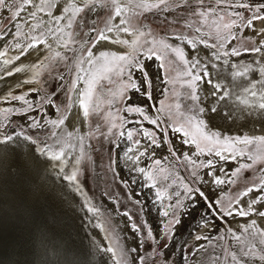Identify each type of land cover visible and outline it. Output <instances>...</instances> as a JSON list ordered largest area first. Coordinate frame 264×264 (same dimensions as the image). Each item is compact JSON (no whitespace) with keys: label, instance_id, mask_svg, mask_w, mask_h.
I'll use <instances>...</instances> for the list:
<instances>
[{"label":"snow or ice","instance_id":"obj_1","mask_svg":"<svg viewBox=\"0 0 264 264\" xmlns=\"http://www.w3.org/2000/svg\"><path fill=\"white\" fill-rule=\"evenodd\" d=\"M149 14L164 16L169 26L164 34L155 32L145 23ZM5 20L10 27H0V39L11 37V40L0 51L4 65H13L14 61H21L33 52L43 54L46 50L48 55L43 59L38 55L37 63L30 67L22 63L13 66L4 75L11 77L31 71L35 80L42 71L56 73L54 78L62 82L59 87L64 90L66 104L64 111L57 107L60 115L56 119L28 116L30 122L26 126L13 127L9 117L13 113L30 112L32 104L25 98L26 94L8 92L3 96L5 101H23L26 107L0 108V159L10 156L23 140L30 146L35 160L43 157L59 178L83 194L78 178L80 165L85 158L91 159L86 148L92 147L86 140L97 134L107 139L114 129L124 128L126 117L120 115L119 110L113 111V105L124 99L128 89H137L133 70L147 80L149 74L142 60L155 59L164 71L163 79L171 86L164 89V99L156 109L158 115L151 117L144 108L135 106H126L124 111L138 113L156 126L161 138L167 139L171 130L181 135L183 144L193 146L194 152L184 153L183 158L193 169L194 180L203 179L197 169L209 170L205 173L209 180L204 183L211 185L236 184L233 178H239L245 171L256 173L242 190L227 199L215 200H209L201 187H192L181 179L186 198L193 203L197 197L207 202L214 217L219 216L221 220L237 216L249 218L239 234L228 229L232 243L219 236L225 243L214 245L211 237L195 235L197 243L188 249L191 258L196 261L197 254L204 253L207 264H264V0H0V22ZM246 29H251L259 40L244 37L246 46H234L240 39L238 33ZM9 44L18 54L8 56ZM104 44L119 45L121 50H102ZM208 49L211 51L201 57L200 52ZM245 54L254 55L255 59L249 62L238 59ZM61 64L72 73L67 83H64ZM146 95L151 99V92L146 91ZM48 103L51 105L53 101ZM74 108L78 109L76 113H73ZM233 112L245 118L255 117L260 134H227L210 127L216 117L228 118ZM69 113L80 119L81 126L87 123L89 131L84 133L75 127ZM93 117H96L95 128L91 126ZM162 123L167 127H162ZM69 124L72 130H68ZM104 127L107 135L101 131ZM141 130L151 145L158 146L155 130L142 125ZM134 134H138L137 129H128L127 139L132 141ZM119 136L124 137L125 132L119 131ZM134 143L139 145L140 141ZM131 151L129 148L128 152ZM147 151L145 148L139 152L136 160ZM128 152L125 156L132 159ZM171 154L177 155L174 151ZM201 156L214 159L201 160ZM70 160L74 162L70 164ZM164 160L167 157L154 159L149 169L137 168L151 182L150 187L156 189V197L161 202L165 197L172 199L167 190L171 185L166 183L170 179L169 168ZM238 160L244 162H240L229 177L224 179L217 174L220 162ZM218 170L222 172L224 167ZM162 181L164 186H159ZM180 196L177 192L175 203L167 205L162 213L171 217L165 226L166 235L181 223L177 210L183 208L184 203ZM83 206L94 216L100 213L87 198ZM124 215L131 219L127 212ZM253 215L255 219L251 218ZM95 226L109 233L107 245L93 242L97 254H103V264H145L146 257L139 255L137 248H124L118 234L111 232L104 222L98 220ZM198 226L208 230V221L202 220ZM131 227L139 230L136 223ZM49 232L46 238L55 257L51 264H92L87 248H78L75 241L70 237L65 239L54 228ZM147 236L155 239L151 230ZM153 264L160 262L153 261ZM162 264H168V260ZM196 264H204V261H196Z\"/></svg>","mask_w":264,"mask_h":264},{"label":"rangeland","instance_id":"obj_2","mask_svg":"<svg viewBox=\"0 0 264 264\" xmlns=\"http://www.w3.org/2000/svg\"><path fill=\"white\" fill-rule=\"evenodd\" d=\"M169 19H171V17H169ZM145 23H149L151 25V27L153 28V30L157 33H160V34H164L165 31L168 30V27H169L164 22V16L163 15L157 16V15L149 14ZM258 26H259V23L257 24V28H259ZM0 27L7 29L8 27H10V25L5 20L3 22H0ZM246 30L248 31L249 34L247 33ZM246 30H244L242 33H238V36L240 37V39H238L235 42L234 46L235 45L246 46L247 42L244 40V37H253L256 40L259 39V37L255 36L253 32H252L253 33V35H252L251 29H250L251 31L249 29H246ZM84 31L86 32L87 28H85ZM245 33H246V35H245ZM9 40H11V37H6L4 39H0V51L4 50V47L8 43ZM105 45H106L105 47H104V45L102 46V50H103V48H107L108 46H109L108 50L117 51L118 48L119 49L117 52H119L121 50V46H119V45H112V44H109V45L105 44ZM16 54H18L17 50L12 48L11 45L9 44L8 45V56H12V55H16ZM36 55L37 56L39 55L40 59H43L45 55H48V53L46 50L43 52V54H41V53L38 54V53L33 52V54L28 55L29 58H27L28 57L27 56L25 58L22 57L21 61H14L13 65H11V67H10V70L12 69L13 66H20L21 63L23 65L29 66V67L32 64L37 63V59L35 58V57H37ZM69 55H71V53H69ZM243 56L240 59H242V60L244 59L243 60L244 62L245 61L249 62L250 60L253 59V58L250 59L249 56L247 57V54H245ZM0 60H3V58H0ZM146 60L147 59L145 58L144 61H146ZM144 61L142 60L143 63H144ZM154 61L156 63L158 62L157 63L158 65ZM144 64L146 66L145 68H146L147 72H149L150 69L153 71L152 72L150 70V73H149L150 77L148 75L147 80L139 79L138 76L136 75L137 74L136 70H133L132 77H133V80L137 83V89H128L125 92L124 99L122 101H118L116 104L113 105V111L119 110L120 115H123L126 117L125 126L123 129H120L119 131H124L125 136H127L126 135L127 130L134 128V129L138 130V134H134L133 140L127 141L125 146L122 145V147H125L123 149L120 146L122 144V138L123 137L121 138L119 136V131L116 129L113 130L112 135H108L107 139H103V138L99 137V134H97L95 137L86 140V144H90L92 146V147L86 148L87 155L90 156L91 159L89 160V159L85 158L84 160L81 161L80 172H79L78 178H79L81 186H82L83 194H81V193H79V194H81L84 202H85V199L87 198L93 206L100 209V213L97 216H94L92 213H90L93 215L90 218L94 221L100 220L101 222H104L106 227L111 232L118 234L120 242L124 248H126V249L137 248L138 254L146 257L145 264H153V261H159L160 264H162V262L165 259L168 260V264H179L181 259H182V256L185 257L184 262H188V259H186L187 255L191 256V254L188 252V249L192 248L195 245V243H197L195 241V235L203 234V235L209 236L213 239L214 245H221L222 246L225 243V241L219 240L218 239L219 236H225V240L228 243H232L231 235H230V233H228V229L229 228H231V229L235 228V230L239 233V231L241 230V226L246 224L249 220V218H242V217H238V216L235 217V219H233L232 217H227L225 220H221L219 218V216L214 217L212 212H210V210L207 207V202L201 200L198 197L194 203L189 201V199L186 200L185 190L181 186V182H180L181 179H183L184 182L189 183L192 187H197V186L201 187L202 190L205 191L206 195L209 196V200H215V199H218L221 197H224L225 199H227L228 196L233 195L236 192L242 190L245 187V185L250 184L251 180L254 178L256 173L253 172V170L245 171L239 178H233V179L237 180L236 184L211 185L209 183H204V181L209 180V177H207L205 175V173L209 170L208 169H197L196 171L198 172V176L202 177L203 179L202 180L201 179H195L194 180V178L191 176V172L193 171V169L191 168L190 165H187L186 161L183 158V154L186 153L185 151H188V149H189L190 151H188L187 153L191 154L192 152H194V147L192 146V149H191V145L190 146L189 145L184 146L185 144L182 143L181 135L174 133L171 130H169V132H168L167 139L162 138L164 140V142L167 144V146L170 150V153H172L174 151L177 154L176 156H173L171 154L172 158L169 159L168 156L166 155V153L161 151L162 147L160 145L159 140H162V139H160L161 138L160 132H159L160 130L157 129L156 126H154L152 124L150 125V123L148 121L143 120V118L138 113L124 112V108L126 106L142 107L145 109V112L147 115H149L151 117H155L156 115H158V113L156 112V109H157V107H159V101L161 99H164V96H165V93L163 94L164 89L171 87L163 79L164 71L160 68V62L159 61L152 59L150 62H149V60H147ZM153 64L154 65L156 64L157 67L154 66ZM6 66H10V65H6ZM150 66H151V68H150ZM148 67H149V69H148ZM152 68H155L156 70L152 69ZM157 68H158V72H156ZM60 70L63 72V74L65 76L64 83H67V81L71 78L72 73L65 70V66L63 64L60 65ZM154 74H155V77H154ZM157 74H158V77H157ZM20 75H19V78L16 76L15 79L12 81V83H10L5 90H3V91L0 90V92H1L0 93V108H5V107L23 108V107H26V105H24L23 101H11V100L5 101V100H3L2 97L7 95L8 92H12L14 95H25L26 94L25 98L32 104V109L30 112H28V113H23V112L13 113L9 117V120L12 121L13 127H15L17 124L21 125V126H26L30 122L27 119L28 116H33L36 119H41V118L56 119V118H58V116L60 115V112H57L56 109H57V107H59L61 111H64V105L66 104V96L64 94V90L59 87V85L62 82L60 80L54 78L56 73H49L48 71H42L41 75L35 80L32 79L33 73L31 71L21 72ZM3 76H5V75L3 74ZM159 76H160V78H159ZM11 78H14V77H9L8 82L12 80ZM155 78H156V80H155ZM157 79L159 81H157ZM26 80H30L32 82L25 84ZM149 81H150V84H149ZM153 81H155V82L153 83ZM158 82H160V83H158ZM17 85H19V87H17ZM159 85H161V86H159ZM156 86H157V88H156ZM141 88L142 89L144 88V89L142 90ZM53 91L56 92L55 96L52 95ZM140 91L141 92L144 91L145 93L144 92L140 93ZM146 91L151 92V99H149V97L146 95ZM153 95L155 97H153ZM49 100L53 101V103L51 105L48 103ZM77 111H78V109H76V108L73 109V113H76ZM123 112H124V114H123ZM69 116H70L71 121H74V122L76 121L74 123L75 127L79 128V126H80L81 131L84 133L89 131V126L87 123H85L84 127L82 128L81 124H79L80 122H79V119L77 117H75L71 113H69ZM161 119L163 121L164 118L162 117ZM95 123H96V117H93L92 118V125H91L92 128H95ZM136 124H137V126H136ZM141 125L145 129L155 130L157 132V140H158V146L152 145L151 149L148 148L149 152H146V154H145V155H147L148 159L149 158L152 159V162L151 163L149 162L151 165L148 163V165H146L145 168L146 169L151 168L153 165L154 159H159V156H163V158L167 157V160L166 161L164 160V164L166 166H168V168H169L170 179L166 183L168 185H171L167 189L168 194L172 197L171 200H169L167 197H165L163 202L158 200L156 197V189L153 187H150L151 182L148 181L145 178V176H143L142 182L145 186H147L148 191H149L147 196H144L145 197L144 200L148 201V203L151 202L150 205L152 207V212H154V214L156 212V214H155L156 217L153 215V217L156 220L154 218H153V220L149 219V217L146 213V210L144 207L145 205H144L143 201H141V199H139L137 197V196H139V194L141 192L138 189H134V185L132 184L131 180L128 177L127 178L125 177V179H124L123 175L119 171V168H117V152L119 151V149L126 151L129 148H132V151L129 153L135 152L136 153L135 156H138L139 152L145 150L146 147L144 148L142 144H144V142L148 139L145 137H144L145 140L142 139L143 135L141 134L142 133ZM69 126H70L69 128H71V129L68 128V130H72V127H71L72 125L69 124ZM214 126L215 125L213 123H212V125L210 123L211 128H213ZM162 127H167V125L162 123ZM213 129L218 130L215 127ZM17 130H19V129H17ZM9 131H11V128H9ZM33 131H35V130H33ZM101 131H103L107 135V128L106 127L102 128ZM221 132L222 133L227 132V134L248 133L246 131V129H244V131H239V130L232 131V133L229 132V130L223 129ZM172 133L177 137H175ZM257 134H260V133H257ZM174 137H175V139H174ZM178 138L181 141L180 147L177 146V144H178L177 139ZM41 139H43V134H41ZM125 139L128 140L127 137ZM135 140H139L140 141L139 145L142 146L144 149L142 147H140L139 145H138L139 149L135 148V145H133V144H135L134 143ZM175 143H176V145H175ZM176 147H177V149H175ZM186 147H188V148L185 150ZM133 148H135V149H133ZM154 148H157V149H154ZM154 152H156L155 156L152 157ZM179 153H181V155ZM156 154L157 155L159 154V155L157 156ZM12 155H13V157H11V163L6 162L7 163L6 166L9 169H12V170L14 169V171H15L19 167L24 165L25 161L20 160L14 154H12ZM74 155H75V153H74ZM177 157H179V159H177ZM163 158L160 157L161 160H163ZM200 159L201 160L214 159V157L201 156ZM73 162L74 161L70 160V164ZM240 162H244V161L238 160V161L227 162V163L220 162V164L217 165V174L220 175L221 178L226 179L227 177H229L231 175V171L235 170V168L238 166V164ZM220 166L224 167V171L221 172L218 170ZM259 167H260V165H257V168H259ZM203 170H205V171H203ZM11 177L15 178V176H11ZM129 180H130V182H129ZM173 180H175L176 182L172 183ZM24 182H26L25 187L30 186V185H34V184L28 183L26 178H23V177L16 178L14 184H17V183L23 184ZM131 184L133 185L132 187H131ZM164 184H165V182L162 181L160 186H164ZM130 187H131V189H130ZM172 188H174V189H172ZM219 188H220V190H219ZM31 191H33V190H31ZM175 191H176V193L179 192L181 194L180 199L184 203V207L177 210L178 218H180V220H182V221L179 225H177V227H175V229H174L175 231L166 235V227L165 226H166V224H168L171 217H165L162 215V213L165 210V207L167 205L175 203V200L177 199V197L175 199V196H176ZM30 195L33 197V194L31 192H30ZM23 198H25V197H23ZM22 201H23V199H22ZM36 202L37 203H35V206H38V205L41 206L42 203L40 201L38 202V200H36ZM109 202H110V204H109ZM23 203H26V201H24ZM189 204H190V206H189ZM43 206H41V208H43ZM148 206H149V204H148ZM192 206H193V208H192ZM194 207H196V208H194ZM20 208H21V210H20ZM44 208L46 210H48L46 207H44ZM113 208H115V209H113ZM185 209H186V212H187V210H189V211L186 213V212H184ZM18 210L20 211V212L18 211L20 213V216L23 215L21 217L24 218L26 216L24 219L25 223H19L15 220L14 217H12L14 219L13 220L11 218V215H9L8 216L9 218L7 217V219H6L7 221L5 224H7V222H8L6 227H0V234H1L0 237L2 236L0 238V249L3 248L2 250H0V252H1L0 253L1 254L0 255V264H3V263L4 264H21V263L22 264H28V263L32 264L33 262H35V263L39 262V264H40V260H43L44 264H49L52 260L55 259L53 257V254L51 255L49 252L47 253L46 250H44L45 251V253H44V251L41 250L40 248H42L45 244L48 247V248L46 247L48 250L49 249L52 250L51 245H49V244H48L49 246L47 245L48 242H46L47 241L46 237L44 235H42L43 232L40 229V227H39V231L36 230V233L34 232L35 235L25 231V230H28L29 228L33 229V226H32L33 224H30V223H32L33 220H35V219H33V220L31 219V217L26 213L27 209H25L24 206H22V205L19 206ZM34 210L37 211L36 208ZM180 210L182 212H180ZM39 211H41V210L39 209ZM116 211H118V213ZM48 212H50V211L48 210ZM125 212H127L130 215L131 221L129 220L128 216L123 217V214ZM49 214L51 215L50 219L60 220L57 218V215L54 214V216H55L54 217V216H52L53 214L51 212ZM121 214H122V216H121ZM187 215H189V216H187ZM190 216H191V218H190ZM254 216L255 215H253L252 216L253 218L252 217L251 218L255 219ZM157 217H159V218H157ZM182 217H183V219H182ZM185 217L190 218V219L188 220ZM10 218H11V220H10ZM116 219H118V220H116ZM126 219H128L129 221L128 220L126 221ZM183 220H185V223ZM202 220L208 221V230H204L202 226H198V225H201ZM9 221H10V223H9ZM123 221H125V223ZM156 221H157V223H156ZM188 221H190V222L188 223ZM16 222L19 226H17V224H15ZM121 222L124 225L120 224ZM126 222L129 224H127ZM132 223H136L138 225V227H139L138 231L137 230L133 231V229L131 227ZM182 223H183V225H182ZM27 224H29V225H27ZM191 224L193 226L197 225L196 227H198V228H195L196 231H194L193 236H190V234H192V231L194 230V228L192 227ZM24 225L26 227H24ZM181 225H182V228L180 229ZM222 225H223V227H222ZM68 226H69L67 228L68 230L74 231V229L69 224H68ZM127 226H128V228H127ZM215 227H217L218 229ZM224 227H226V228H224ZM124 228H125V230H124ZM129 228H131L133 233ZM177 228L180 230H178ZM127 229H129V231L131 233ZM154 229H155V231H154ZM225 229H226V231H225ZM68 230H67V232L70 233ZM100 230H101V234H102L103 239L108 244L109 241L107 239V236L109 235V233L105 232L102 229H100ZM149 230H151L153 237L155 239H150L147 236V233ZM72 231L70 234H73L72 236L74 238H78V241L81 243L83 248H86V245H87L86 243L88 242L87 238H89L88 230L85 229L83 231H79L78 236L76 234L72 233ZM119 231H120V233H119ZM124 231L126 232V234ZM134 232H135V234H134ZM26 233H28V234H26ZM38 234L40 237H38ZM124 234H125V236H124ZM174 234L177 237L179 236L178 238H176L177 241H174L175 240ZM12 236L15 237V240ZM121 236H123V237L121 238ZM133 236L135 237L136 240L131 239V238H133ZM7 237H9L10 239ZM21 237L24 238V239H21L22 243L20 241L18 242V240H17V239H20ZM41 237H43V238L41 239ZM171 237L173 238V240ZM31 238H33V239H31ZM36 238H38V239H36ZM123 238L125 239V241ZM1 239H3L2 242L5 241L4 242L5 244L1 243ZM26 239H27V241H26ZM29 239L32 242L29 241ZM10 240L13 243H11ZM33 240H34L35 244L33 243ZM134 240L137 243H135ZM39 241H40V243H39ZM41 241H42V244H41ZM132 241H134V242H132ZM14 242H16V243H14ZM25 242H27L28 244ZM97 242L99 244L101 243L100 240ZM24 243H25V246H24ZM203 243L206 244L205 241H203ZM7 244H8V247H9V245L11 247L8 248ZM32 244L34 247L35 246L38 247L37 250H36V248L34 249ZM137 244H140V245L137 247ZM3 245H5V246L3 247ZM20 245H22V246H20ZM26 246H28V247H26ZM12 247H14L15 249H13ZM31 247L34 249V251ZM10 248L13 250L11 251ZM4 249H6V250L3 251ZM16 249H19V250L16 251ZM38 250L40 252H42V254L40 252L37 253ZM215 250L217 253H219V251H220L219 247H216ZM28 251L30 252V254H32V256L30 254L28 255V253H29ZM211 251L212 250L209 249V254L211 253ZM12 252L13 253L16 252V253H14V256H13ZM7 253H9V254H7ZM25 254H27V255H25ZM38 254H39V256H38ZM199 254L201 255V257ZM199 254H197V256H196V261L203 260L204 264H207V257L204 255V253H199ZM34 255H35V257L37 256L36 259H35ZM43 255H46V256H44V258H43ZM134 255H136V254H134ZM1 256H3L5 258V260H3L2 259L3 257H1ZM18 256H20V257H18ZM25 256H26V258H25ZM41 256H42V258H41ZM52 257H53V259H51ZM20 258H21V260H20ZM32 259H33V261H31ZM44 259H46V260H44ZM104 259H105V256H104ZM7 260L8 261L10 260V261L8 262ZM36 260H39V261H36ZM26 261H27V263H26ZM189 261L191 262L190 264H196V261H193V259L191 257H190ZM43 262L41 261V264H43ZM100 264H103V262Z\"/></svg>","mask_w":264,"mask_h":264},{"label":"bare ground","instance_id":"obj_3","mask_svg":"<svg viewBox=\"0 0 264 264\" xmlns=\"http://www.w3.org/2000/svg\"><path fill=\"white\" fill-rule=\"evenodd\" d=\"M261 25L259 24V26L258 27H260ZM250 30V29H249ZM247 31V30H246ZM245 31V32H246ZM251 31V30H250ZM247 33H248V31H247ZM251 33H252V31H251ZM249 34V33H248ZM245 35H246V33H245ZM252 35H253V33H252ZM259 40V39H258ZM107 45H109V44H107ZM106 45L104 44V47H105ZM111 46V45H110ZM109 47V46H108ZM108 47H107V49H108ZM118 48V47H117ZM119 49V48H118ZM118 49H117V51H118ZM211 50L210 49H208V50H204V51H201L200 52V56H204L207 52H210ZM33 54V53H32ZM39 54V53H38ZM37 56V55H36ZM249 56V58L250 59H255V56L254 55H247V57ZM27 57V56H26ZM34 57V56H33ZM244 57V56H243ZM23 58H25V57H23ZM27 58H29V56L27 57ZM31 58V57H30ZM36 58V57H35ZM34 58V59H35ZM240 58H242V57H240ZM240 58H238L239 60H242V59H240ZM246 58V57H245ZM26 60V59H25ZM244 60V59H243ZM3 60H0V90H5L6 88H7V86L10 84V83H12V81L15 79V77L17 76L18 78H19V75H20V73H16V74H14L13 76H11V77H14V78H11L12 80L11 81H9L8 82V80H9V77L8 76H3V74L5 73V71L6 70H10V67H11V65L10 66H6V65H4L3 64V62H2ZM144 61V60H143ZM147 61V60H146ZM146 61H144V63L146 62ZM151 60H149V62H150ZM155 62V61H154ZM246 62V61H245ZM152 63V62H151ZM156 63V62H155ZM158 63V62H157ZM156 63V64H157ZM147 64V63H146ZM156 64L154 65V66H156ZM15 65V64H14ZM158 65V64H157ZM146 67V66H145ZM157 67V66H156ZM150 68H151V66H150ZM159 68V67H158ZM158 68H157V71L156 72H158ZM148 69H149V67H148ZM152 69H155V68H152ZM151 70V69H150ZM150 70H149V72H148V74L150 73ZM156 70V69H155ZM211 70V69H210ZM152 71V70H151ZM153 72V71H152ZM155 72V71H154ZM135 73V72H134ZM136 75L138 76V78L139 79H144V77L142 76V74L139 72V71H136ZM152 74V73H151ZM21 76V75H20ZM5 77V78H4ZM149 77H150V75H149ZM154 77H155V74H154ZM153 77V78H154ZM157 77H158V74H157ZM17 78V79H18ZM159 78H160V76H159ZM158 78V79H159ZM138 79V80H139ZM157 79V81H159ZM155 80H156V78H155ZM23 82V81H22ZM141 82V81H140ZM155 81H153V83H154ZM24 83V82H23ZM142 83V82H141ZM152 83V84H153ZM158 83H160V82H158ZM26 84V83H25ZM156 84V83H155ZM157 85V84H156ZM159 86H161V85H159ZM27 87V86H26ZM141 87V86H140ZM206 87H210V86H206ZM35 88V87H34ZM156 88H157V86H156ZM160 88V87H159ZM142 89V88H141ZM144 89V88H143ZM142 89V90H143ZM161 89V88H160ZM144 92V91H143ZM143 92H141L140 91V93H143ZM158 92V91H157ZM1 93V92H0ZM145 93V92H144ZM139 94V93H138ZM155 94V93H154ZM163 94H164V92H163ZM156 95V94H155ZM162 95V94H161ZM145 96V95H144ZM153 97H155L154 95H153ZM144 98V97H143ZM139 99V98H138ZM137 99V100H138ZM145 99V98H144ZM156 99V98H155ZM140 100V99H139ZM2 101V100H1ZM142 101V100H141ZM149 101V100H148ZM4 103V102H3ZM142 103V102H141ZM7 104V103H6ZM9 104V103H8ZM152 104V103H151ZM154 104V103H153ZM156 104V103H155ZM144 106V105H143ZM52 107V106H51ZM50 108V107H49ZM48 108V109H49ZM53 108V107H52ZM51 110V109H50ZM125 112V111H124ZM124 112H123V114H124ZM54 113V112H53ZM52 114V113H51ZM153 115V114H152ZM71 116V115H70ZM40 117V116H39ZM73 118V117H72ZM74 119V118H73ZM77 119V118H76ZM255 117H248V118H245L243 115H241L240 113H237V112H233L232 113V115H231V117H228V118H222V116H218V117H216L215 118V120L213 121V122H210L211 123V125H212V123L215 125L214 127L215 128H217L219 131L221 130H229V132H231L232 133V131H236V130H239V131H244V129H246V131L248 132V134H257V133H260V125L259 124H257V123H255ZM76 122V121H75ZM74 122V123H75ZM78 122V121H77ZM79 124H81V121H80V119H79ZM146 123V122H145ZM151 125V124H150ZM135 126V125H134ZM136 126H137V124H136ZM145 126V125H144ZM70 127V126H69ZM72 127V126H71ZM82 128L84 127V125L83 126H81ZM154 127V126H153ZM213 127V128H214ZM79 128H80V126H79ZM69 129H71V128H69ZM82 132V131H81ZM141 132V131H140ZM160 132V131H159ZM227 133V132H226ZM239 133V132H238ZM142 134V133H141ZM173 134V133H172ZM174 135V134H173ZM175 136V135H174ZM127 136H125V137H121L122 138V144L120 145L121 147H122V145H126V143H127V141H129V140H126L125 138H126ZM173 137V136H172ZM175 137H177V136H175ZM175 137H174V139H175ZM181 138V137H180ZM142 139H144V137L142 138ZM160 139H162V138H160ZM173 139V140H174ZM145 140V139H144ZM143 140V141H144ZM172 140V141H173ZM160 141V145H161V147H162V152H164V153H166V155L168 156V158L169 159H171L172 158V156H171V153H170V150H169V148H168V146H167V144L164 142V140L162 139V140H159ZM121 142V141H120ZM176 142V141H175ZM177 142H178V144H177V146L178 147H180V145H181V141L179 140V138L177 139ZM129 143V142H128ZM133 144V143H132ZM133 145H135V148H138V145L137 144H133ZM132 145V146H133ZM143 145V147L145 148H152V145H151V143H150V141L149 140H146L145 142H144V144H142ZM175 145H176V143H175ZM119 146V147H120ZM128 146V145H127ZM131 146V147H132ZM140 146V145H139ZM184 146H186V145H184ZM183 146V147H184ZM188 146V145H187ZM190 146V145H189ZM140 147H142V146H140ZM142 147V148H143ZM160 147V146H159ZM160 147V148H161ZM123 148H125V147H122V149ZM135 148H133V149H135ZM143 148V149H144ZM158 148V147H157ZM157 148H154V149H157ZM188 147H186L185 148V150L187 149ZM120 150L119 149V151L117 152V168H119V171H120V173L123 175V178L125 179V177L127 178H129L130 180H131V182H132V184L134 185V189H138L141 193L139 194V196H137L139 199H141V201H143V203H144V207H145V210H146V213H147V215H148V217H149V219H152L153 220V215L155 216V214H156V212H155V214H154V212H152V207H151V205H150V203L151 202H149L148 203V201H146V200H144V196H147V194H148V188H147V186H145L144 184H143V182H142V180H143V174L142 173H140V172H138L137 171V168H139V167H144L145 168V166L146 165H148V163L150 162H152V159H148L147 158V155H144V156H140L139 157V160H136V158L135 157H137V156H135V152H133V153H129L128 152V150ZM139 149V148H138ZM175 149H177V147L175 148ZM180 149V148H179ZM182 149V148H181ZM191 149H192V146H191ZM137 150V149H136ZM153 150V149H152ZM139 151V150H138ZM154 151V150H153ZM188 151H190L189 149H188ZM188 151H185L186 153L188 152ZM125 152H128V156H131L132 157V159H128V157L127 156H125ZM147 152H149V151H147ZM157 152V151H156ZM156 152H154V153H156ZM178 152V151H177ZM163 153V154H164ZM12 154H14L17 158H19L20 160H22V161H25L24 162V165H22L21 167H19L17 170H15L14 171V169L12 170V169H9L7 166H6V162H10L11 163V157H13V155ZM10 156H8L6 159H1L0 160V227H6V225L8 224V222H7V224H5L6 223V219H7V217L9 216V215H11V218L12 217H14L15 218V220L17 221V222H19V223H25V217L23 218V217H21V216H23V215H21L20 216V211L18 210V207L19 206H24V208L25 209H27V214L31 217V219L33 220V219H35V220H33V222L32 223H30V224H33L32 226H33V229H28V230H25L26 232H28V233H32V234H34L35 235V233H36V230H38L39 231V227H40V229L42 230V232H43V234L42 235H44L45 237H47V235H50V232H49V230L50 229H55L56 230V232L57 233H59L60 235H62L65 239H68L69 237L71 238V240H73V241H75V244H76V246L78 247V248H83V246L81 245V243L78 241V238H74L72 235L73 234H70L71 233V231L72 230H68L67 228L69 227L68 226V224L74 229V231H72V233H74V234H76L77 236L79 235V231H83V230H85V229H87L88 230V233H89V238H87L88 239V242L86 243L87 245H86V248H87V250L89 251V253H90V255H89V259L92 261V264H100V263H102V259H101V256H102V254H97V252H96V249H95V247L93 246V242H95V243H98L97 241H101V243L100 244H103V245H107V243H106V241L103 239V237H102V234H101V230H100V228H97L95 225H96V223H97V221H94V220H92L90 217L91 216H93L92 214H90V213H88V212H86V210H85V208H84V200H83V198H82V196H81V194H79L78 192H76V191H74V188H73V186H71V185H69L68 184V182H66V181H63L61 178H59L58 176H57V174H56V171L44 160V158L43 157H40L39 159H38V161L37 160H35L34 158H33V156H34V154L32 153V152H30V146L28 145V143L27 142H25V141H23V140H21V141H19L18 142V146L16 147V149H15V151L12 153ZM123 154V155H122ZM150 154V153H149ZM162 154V155H163ZM180 155H181V153H179ZM157 155V154H156ZM159 155V154H158ZM157 155V156H158ZM152 157H153V155H152ZM160 157H162L163 158V156H159V159H160ZM166 161V160H165ZM149 163V164H150ZM169 163V162H168ZM151 165V164H150ZM149 165V166H150ZM169 165V164H168ZM149 168V167H148ZM181 170V169H180ZM179 170V171H180ZM203 171H205V170H203ZM15 174H14V173ZM202 172V171H201ZM182 173V172H181ZM183 174V173H182ZM184 175V174H183ZM11 176H15V178H13V177H11ZM20 178V177H23V178H26V180L28 181V183H30V184H34V185H30V186H26L25 187V184H26V182H24L23 184L22 183H17V184H14V182H15V179L16 178ZM130 180H129V182H130ZM131 184V187L133 186ZM227 184V183H226ZM160 186V185H159ZM131 187H130V189H131ZM226 187V186H225ZM224 188V187H223ZM172 189H174V188H172ZM31 190H33V191H31ZM219 190H220V188H219ZM178 191V190H177ZM30 192L33 194V197L30 195ZM221 192V191H220ZM219 192V193H220ZM175 193H176V191H175ZM137 194V193H136ZM218 194V193H217ZM23 197H25V198H23ZM136 197V196H135ZM22 199H23V201H22ZM175 199H176V196H175ZM36 200H38V202L40 201L42 204H41V206H43V208H41V206L40 205H38V206H35V203H37L36 202ZM186 200H187V198H186ZM199 200V199H198ZM24 201H26V203H23ZM200 201V200H199ZM112 202V201H111ZM187 202V201H186ZM185 202V203H186ZM198 202V201H197ZM202 202V201H201ZM174 203V202H173ZM190 203V202H189ZM108 204V203H107ZM109 204H110V202H109ZM148 204H149V206H148ZM193 204V203H192ZM204 204V203H203ZM186 205V204H185ZM195 205V204H194ZM111 206V205H110ZM109 206V207H110ZM189 206H190V204H189ZM44 207H46L53 215L52 216H54V214L55 215H57V218L58 219H60V220H55V219H50L51 217V215L49 214L50 212H48V210H46ZM198 207V206H197ZM202 207V206H201ZM37 209V211L36 210H34V209ZM112 208V207H111ZM150 208V209H149ZM192 208H193V206H192ZM191 208V209H192ZM194 208H196V207H194ZM39 209L41 210V211H39ZM113 209H115V208H113ZM200 209V208H199ZM198 209V210H199ZM20 210H21V208H20ZM19 211V212H18ZM25 211V210H24ZM189 210H187V212H188ZM200 211V210H199ZM117 213H118V211H116ZM180 212H182L181 210H180ZM184 212H186V209H185V211ZM186 212V213H187ZM194 212V211H193ZM152 214V215H151ZM183 214V213H182ZM191 214V213H190ZM189 214V215H190ZM13 215V216H12ZM189 215H187V216H189ZM42 216V217H41ZM120 216V215H119ZM121 216H122V214H121ZM182 216V215H181ZM194 216V215H193ZM47 217V218H46ZM55 217V216H54ZM123 217H125V215L123 214ZM122 217V218H123ZM156 217V216H155ZM9 218V217H8ZM11 218H10V220H11ZM93 218V217H92ZM119 218V217H118ZM157 218H159V217H157ZM186 218V217H185ZM190 218H191V216H190ZM190 218H186V219H190ZM253 218V217H252ZM254 218H256V216H254ZM13 219V218H12ZM49 219V220H48ZM94 219V218H93ZM155 219V218H154ZM167 219V218H166ZM182 219H183V217H182ZM202 219V218H201ZM14 220V219H13ZM31 220V221H32ZM116 220H118V219H116ZM121 220V219H120ZM125 220V219H124ZM128 219H126V221H127ZM130 220V219H129ZM128 220V221H129ZM156 220V219H155ZM131 221V220H130ZM182 221V220H181ZM184 221V223H185V220H183ZM17 222L15 223V224H17ZM62 222V223H61ZM65 224H64V223ZM124 223H125V221H123ZM190 221H188V223H189ZM222 222V221H221ZM9 223H10V221H9ZM127 223V222H126ZM156 223H157V221H156ZM195 223V222H194ZM258 223H260V221H258ZM120 224H123L122 222L120 223ZM127 224H129V223H127ZM159 224V223H158ZM27 225H29V224H27ZM124 225V224H123ZM122 225V226H123ZM156 225V224H155ZM160 225V224H159ZM182 225H183V223H182ZM182 225H181V227H180V229L182 228ZM185 225V224H184ZM192 225V224H191ZM240 225V224H239ZM16 226V225H15ZM17 226H19L18 224H17ZM197 225H195V226H193L192 225V227L194 228V230L192 231V234H190V236H193V234H194V231H196L195 230V228H198V227H196ZM24 227H26L25 225H24ZM31 227V226H30ZM177 227V226H176ZM191 227V228H192ZM222 227H223V225H222ZM231 227V226H230ZM15 228V227H14ZM121 228V227H120ZM127 228H128V226H127ZM157 228V227H156ZM201 228V227H200ZM199 228V229H200ZM215 228H217V227H215ZM214 228V229H215ZM224 228H226V227H224ZM83 229V230H82ZM130 230H131V228H129ZM129 229H127L128 231H129ZM178 229V228H177ZM180 229H178V230H180ZM218 229V228H217ZM233 229V228H232ZM67 230L70 232V233H68L67 232ZM118 230V229H117ZM124 230H125V228H124ZM190 230V229H189ZM234 231H236L235 230V228L233 229ZM238 230V229H237ZM132 231V230H131ZM134 231V230H133ZM133 231H132V233H133ZM154 231H155V229H154ZM157 231V230H156ZM175 231V230H174ZM225 231H226V229H225ZM224 231V232H225ZM35 232V233H34ZM41 232V231H40ZM125 232V231H124ZM130 232V231H129ZM214 232V231H213ZM237 232V231H236ZM9 233V232H8ZM28 233H26V234H28ZM119 233H120V231H119ZM131 233V232H130ZM137 233V232H136ZM157 233V232H156ZM212 233V232H211ZM125 234H126V232H125ZM125 234H124V236H125ZM128 234V233H127ZM134 234H135V232H134ZM176 234V233H175ZM174 234V241H177V239L176 238H178L176 235ZM209 234V233H208ZM216 234V233H215ZM237 234H239L238 232H237ZM1 235V234H0ZM131 235V234H130ZM180 235V234H179ZM223 235V234H222ZM226 235V234H225ZM231 235V234H230ZM7 236V235H6ZM9 236V235H8ZM11 236V235H10ZM19 236V235H18ZM27 236V235H26ZM29 236V235H28ZM161 236V235H160ZM173 236V235H172ZM2 237V236H1ZM0 237V238H1ZM13 237V236H12ZM11 237V238H12ZM24 237V236H23ZM23 237H21L20 239H17L18 240V242L20 241L21 242V239H24ZM30 237V236H29ZM28 237V238H29ZM37 237V236H36ZM38 237H40L39 236V234H38ZM123 236H121V238H122ZM132 237V236H131ZM225 237V236H224ZM4 238V237H3ZM7 238H9V237H7ZM14 238V240H15V237H13ZM27 238V237H26ZM35 238V237H34ZM43 237H41V239H42ZM137 238V237H136ZM159 238V237H158ZM172 238V237H171ZM10 239V238H9ZM31 239H33V238H31ZM36 239H38V238H36ZM124 239V238H123ZM122 239V240H123ZM131 239H135V237L133 236V238H131ZM46 240H47V238H46ZM136 240V239H135ZM134 240V241H135ZM172 240H173V238H172ZM3 241V239H1V243L3 244L4 242H2ZM11 241V240H10ZM26 241H27V239H26ZM29 241H31L30 239H29ZM124 241H125V239H124ZM130 241V240H129ZM134 241H132V242H134ZM24 242V241H23ZM32 242V241H31ZM37 242V241H36ZM47 242V241H46ZM10 243V242H9ZM11 243H13L12 241H11ZM14 243H16V242H14ZM22 243V242H21ZM25 243H27V242H25ZM25 243H24V246H25ZM33 243H34V240H33ZM39 243H40V241H39ZM135 243H137L136 241H135ZM175 243V242H174ZM200 243H203V241H200ZM1 244V245H2ZM5 244V243H4ZM28 244V243H27ZM35 244V243H34ZM41 244H42V241H41ZM44 244V243H43ZM49 243H47V245H48ZM99 244V243H98ZM196 244V243H195ZM30 245V244H29ZM37 245V244H36ZM50 245V244H49ZM48 245V246H49ZM140 244H137V247L139 246ZM5 245H3V247H4ZM20 246H22V245H20ZM23 246V247H24ZM31 246V245H30ZM29 246V247H30ZM32 246H33V244H32ZM134 246V245H133ZM7 247H8V244H7ZM9 247H11L10 245H9ZM8 247V248H9ZM17 247V246H16ZM26 247H28V246H26ZM34 247V246H33ZM47 246L44 244V246L42 247V248H40L41 250H46V252L48 253H50L51 255H52V250L51 249H47L46 248ZM13 249H15L14 247H12ZM32 248V247H31ZM36 248V250H37V248L38 247H34V249ZM3 249V248H2ZM2 249H0V250H2ZM11 249V248H10ZM13 249H11V251L13 250ZM20 249V248H19ZM19 249H16V251H18ZM27 249V248H26ZM33 249V248H32ZM34 249H33V251H34ZM39 249V250H40ZM6 249H4L3 251H5ZM37 251V253L38 252H40V251ZM9 251V250H8ZM21 251V250H20ZM10 252V251H9ZM23 252V251H22ZM29 252V251H28ZM27 252V253H28ZM1 253V252H0ZM3 253V252H2ZM6 253V252H5ZM14 253H16V252H14ZM14 253L12 252V254H13V256H14ZM41 254H42V252H40ZM39 253V254H40ZM44 253H45V251H44ZM7 254H9V253H7ZM18 254V253H17ZM30 254V252L28 253V255ZM39 254H38V256H39ZM1 255V254H0ZM22 255V254H21ZM20 255V256H21ZM25 255H27V254H25ZM31 256H32V254H30ZM134 255V254H133ZM200 255V254H199ZM20 256H18V257H20ZM44 256H46V255H43V258H44ZM49 256V255H48ZM47 256V257H48ZM1 257H3V256H1ZM16 257V256H15ZM34 257H35V255H34ZM37 257V256H36ZM36 257H35V259H36ZM46 257V258H47ZM54 257V256H53ZM53 257L51 258V259H53ZM190 255H187V258L186 259H188V262H184L185 260H184V258L185 257H183L182 256V259H181V261H180V263L179 264H190L191 262L189 261V259H190ZM200 257H201V255H200ZM25 258H26V256H25ZM24 258V259H25ZM32 258V257H31ZM39 258V257H38ZM41 258H42V256H41ZM55 258V257H54ZM3 260H5V258L3 257L2 258ZM34 259V260H35ZM50 259V258H49ZM105 259H108V257L107 256H105ZM2 260V261H3ZM11 260V259H10ZM9 260V261H10ZM14 260V259H13ZM20 260H21V258H20ZM44 260H46V259H44ZM8 261V260H7ZM8 261V262H9ZM17 261V260H16ZM31 261H33V259L31 260ZM36 261H39V260H36ZM41 261L43 262V260H40V264H41ZM194 261V260H193ZM30 262V261H29ZM26 263H27V261H26ZM32 263V262H31ZM46 263V262H45ZM48 263V262H47ZM51 263V262H50ZM49 263V264H50ZM4 264V263H3ZM22 264V263H21ZM29 264V263H28ZM32 264H39V262H37V263H35V262H33ZM43 264H44V262H43ZM109 264H110V262H109Z\"/></svg>","mask_w":264,"mask_h":264}]
</instances>
